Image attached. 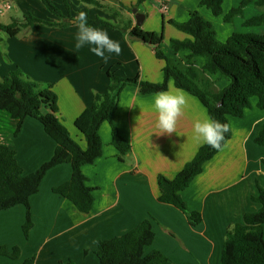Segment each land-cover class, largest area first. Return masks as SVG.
I'll use <instances>...</instances> for the list:
<instances>
[{
    "label": "crops",
    "instance_id": "crops-1",
    "mask_svg": "<svg viewBox=\"0 0 264 264\" xmlns=\"http://www.w3.org/2000/svg\"><path fill=\"white\" fill-rule=\"evenodd\" d=\"M3 1L11 3L9 10L0 13L3 26L13 21L21 24L25 16L49 23L63 22L51 15L39 0H0V6ZM50 1L70 20L61 28L38 25L32 30L23 28L14 36L6 34V38H0V79L20 70L31 80L49 86L57 96L62 125L84 148L85 139L74 122L91 106L95 94L106 92L107 73L161 83L165 63L155 57L151 48L128 38L135 27L132 11L118 10L115 2L105 0L103 4L118 12L115 19L77 0ZM137 1L118 0L125 7ZM201 1L143 0L135 8L144 15L140 26L143 31L157 33L162 30L161 50L179 69H183V58L189 52L174 53L169 43L183 41L189 36L168 21L184 23L189 12L196 10L217 29L219 41H225L232 34L234 20L224 23L223 16L234 5V0H223L222 14L218 17L205 7H199ZM162 5L166 6L165 11ZM80 11L86 12L92 20L100 18L112 25L96 28L119 42V55L106 53L109 58L104 60L89 51V46L75 48L78 31L75 16ZM116 26L127 31L123 33ZM192 63L201 69L203 60L195 57ZM205 76L213 82L216 91L228 84L217 75ZM167 90L181 91L174 87L172 80L167 82ZM181 92L187 103L177 120L176 133H161L156 126V114L149 108L156 94L142 96L136 88H124L112 119L129 144L130 153L122 162L118 161V153L110 144V126L102 123L99 128L102 155L94 164L81 169L87 184L97 189L91 211L80 213L67 199L52 192L53 188L70 180V164L50 169L38 192L29 199L33 227L28 239L22 232L23 206L0 213V248L8 253L19 249V257L14 260L0 255V264H23L30 258L34 259V264H59L67 260L75 264H98L93 252L99 241L121 236L144 220H150L155 234L145 253L160 251L175 264H219L227 228L242 223L246 213L260 208L251 198L258 196V188L264 190V146L254 143L257 130L264 124V111L256 107V98H251L250 108L242 118L228 117L231 138L180 193L187 209L201 215V223L193 227L179 210L157 201V177L173 179L203 145L194 138L193 124L197 119L208 117L207 111L195 97ZM9 146L15 151L22 174L26 176L52 157L56 145L38 121L25 118L19 134Z\"/></svg>",
    "mask_w": 264,
    "mask_h": 264
},
{
    "label": "trees",
    "instance_id": "trees-1",
    "mask_svg": "<svg viewBox=\"0 0 264 264\" xmlns=\"http://www.w3.org/2000/svg\"><path fill=\"white\" fill-rule=\"evenodd\" d=\"M44 8L54 17L63 22L49 23L32 16H25L24 22L13 21L10 25L0 24V31L9 37L16 35L23 28L30 30L36 26H57L67 24L70 18L64 17L50 0H39ZM81 4L103 10L111 17H118L115 8L103 4L105 0H77ZM118 5V10L131 12L143 0L135 5L125 7L118 0H110ZM253 3L264 8V0H242L235 8L230 9L223 21L229 23L233 18L241 16L243 8ZM223 0H202L199 7L208 9L214 17L222 14ZM88 23L93 27L111 26L106 21L96 18ZM174 28L185 33L189 38L183 41L171 40L169 46L174 53L188 51L183 58L184 67L179 69L165 57L161 50L162 32H145L135 26L128 35L135 36L140 42L151 48L155 57L163 60V80L161 83H149L138 78H121L107 73L108 86L103 94H95L91 106L87 107L75 120V128L83 135L85 147L82 148L69 134L61 123L57 108V96L49 86H42L15 70L0 79V213L15 206L25 208V220L22 232L28 239L33 227L29 199L35 195L46 173L60 165L70 164V180L52 189L67 199L77 211L88 214L94 202L96 188L90 187L81 169L92 165L102 155L103 144L99 136V128L107 122L111 130L110 144L117 151V159L130 153V146L121 136L115 126L112 116L117 109L119 95L126 87H134L142 96L158 94L167 90V82L172 80L176 89L195 97L206 109L208 117L228 124V117L242 118L246 109L250 108L251 98H256V107L264 111V34L252 35L233 32L225 41L217 39L212 24L205 20L198 11H191L184 23L168 21ZM264 25V11L243 22L245 27ZM117 28V26H116ZM120 29L125 33L126 29ZM200 57L203 60L201 69L195 68L192 59ZM217 75L224 78L228 84L222 90L216 91L205 75ZM31 118L40 123L44 133L55 143L52 157L43 163L35 172L24 176L15 157V151L10 148L13 138L21 130L23 120ZM231 138V130L224 134L219 149L203 144L194 158L186 163L173 179L157 177L159 195L157 201L171 205L179 210L190 226L201 223V215L187 209L180 193L192 180L201 173L203 165L217 154ZM254 143L264 146V124L257 130ZM264 165V160H262ZM260 204L256 212L246 213L242 223L227 228L222 245L219 264H264V190L258 188V196L251 198ZM155 238L150 220H144L134 229L121 236L99 241L94 254L98 264H175L160 251L145 253ZM86 253V252H85ZM0 255L10 259L19 257V249L11 253L0 248ZM23 264H34V259L25 260ZM59 264H75L72 260Z\"/></svg>",
    "mask_w": 264,
    "mask_h": 264
},
{
    "label": "clouds",
    "instance_id": "clouds-1",
    "mask_svg": "<svg viewBox=\"0 0 264 264\" xmlns=\"http://www.w3.org/2000/svg\"><path fill=\"white\" fill-rule=\"evenodd\" d=\"M75 22L78 28L75 34L77 50L89 46V51L104 60L109 58L106 53L120 54L119 42L112 40L107 32L91 26L88 23L86 12H78ZM0 38H6V33L0 32ZM186 103V97L181 91L165 90L153 97L149 108L156 114V126L161 130V133L175 132L177 120L182 115ZM228 131V124H221L210 117L197 119L193 124L194 138L215 149L221 147L224 134Z\"/></svg>",
    "mask_w": 264,
    "mask_h": 264
},
{
    "label": "rangeland",
    "instance_id": "rangeland-1",
    "mask_svg": "<svg viewBox=\"0 0 264 264\" xmlns=\"http://www.w3.org/2000/svg\"><path fill=\"white\" fill-rule=\"evenodd\" d=\"M242 0H234V5H232L231 7H230V9H232V8H235V7H237L238 5H239V3L241 2ZM229 9V10H230ZM228 10V11H229ZM227 11V12H228ZM264 11V8H259V7H256V6H254L253 5V3L251 2V3H249V4H247L244 8H243V12H242V15L241 16H237V17H235V18H233L232 19V21L234 20V23H233V30H232V33L233 32H236V33H241V34H252V35H262V34H264V25H262V26H259V27H245V26H243V22L246 20V19H248V18H250V17H252V16H255V15H258V14H260L261 12H263ZM226 12V13H227ZM231 21V22H232ZM224 22V21H223ZM231 22H229V23H231ZM224 23H226V22H224ZM232 28V27H231ZM215 30V29H214ZM217 30V29H216ZM215 30V32H217ZM160 32H162V30H160L159 32H157V33H160ZM217 34V33H216ZM224 79V78H223ZM225 80V79H224ZM134 88V87H133ZM252 100V99H251ZM93 255L95 256V254H94V252H93ZM95 258H96V256H95Z\"/></svg>",
    "mask_w": 264,
    "mask_h": 264
},
{
    "label": "water",
    "instance_id": "water-1",
    "mask_svg": "<svg viewBox=\"0 0 264 264\" xmlns=\"http://www.w3.org/2000/svg\"><path fill=\"white\" fill-rule=\"evenodd\" d=\"M131 11H132V14L134 15L135 26L140 27L142 22H143V20H144V15L139 13V12H137V9H135V8H133ZM128 38L130 40L140 41L139 38H137L135 36H132V35H130Z\"/></svg>",
    "mask_w": 264,
    "mask_h": 264
},
{
    "label": "built area",
    "instance_id": "built-area-1",
    "mask_svg": "<svg viewBox=\"0 0 264 264\" xmlns=\"http://www.w3.org/2000/svg\"><path fill=\"white\" fill-rule=\"evenodd\" d=\"M11 8V3L9 1H3L1 6H0V13H2L5 10H9ZM162 10H166V6L162 5Z\"/></svg>",
    "mask_w": 264,
    "mask_h": 264
}]
</instances>
